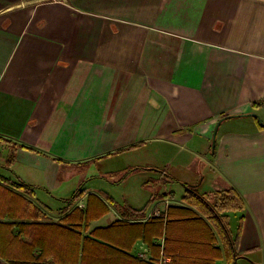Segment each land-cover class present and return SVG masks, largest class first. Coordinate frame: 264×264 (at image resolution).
I'll return each instance as SVG.
<instances>
[{
  "label": "crops",
  "instance_id": "obj_1",
  "mask_svg": "<svg viewBox=\"0 0 264 264\" xmlns=\"http://www.w3.org/2000/svg\"><path fill=\"white\" fill-rule=\"evenodd\" d=\"M258 102L264 0H0V264L31 257L34 222L49 246V224L85 210L90 195L110 212L87 233L169 207L196 211L182 184L202 195L234 189L244 202L228 213L234 238L242 224L238 264H264V129L254 117L226 120L212 150L224 116L264 122ZM164 144L174 150L162 163ZM132 167L165 168L171 179L109 178ZM168 193L144 220L111 203L141 211ZM138 253L153 258L143 241L129 254Z\"/></svg>",
  "mask_w": 264,
  "mask_h": 264
},
{
  "label": "trees",
  "instance_id": "obj_2",
  "mask_svg": "<svg viewBox=\"0 0 264 264\" xmlns=\"http://www.w3.org/2000/svg\"><path fill=\"white\" fill-rule=\"evenodd\" d=\"M262 106L264 102L254 104V108ZM143 172L163 173L171 179L167 171L138 167L111 174L109 178L123 182ZM182 185L185 188L182 201L196 211L169 207L165 215L152 217L145 223L117 221L108 228L87 233L91 222L110 212L101 198L90 195L85 210L77 208L60 222L49 224L50 247L42 240L43 228L46 227L34 222V234L29 242L31 257L19 256L8 261L12 264H158L165 257L170 259L166 264H216L221 259H225L227 264H238L242 259L238 251L242 224L234 238L228 213L244 210L242 198L232 188L202 195L195 187ZM85 194L81 186L65 203L71 207ZM170 196L174 197V194L157 195L156 198L167 199ZM111 203L126 220L146 219V208L138 211ZM68 210L69 207L65 213ZM21 233H26L23 226H20V242ZM127 236H132L128 244L125 242ZM58 238L61 239L60 245L57 244ZM137 241H143L149 247L153 257L151 261L129 254Z\"/></svg>",
  "mask_w": 264,
  "mask_h": 264
},
{
  "label": "rangeland",
  "instance_id": "obj_3",
  "mask_svg": "<svg viewBox=\"0 0 264 264\" xmlns=\"http://www.w3.org/2000/svg\"><path fill=\"white\" fill-rule=\"evenodd\" d=\"M163 146V150H164V154L161 152V155H159V159H160V161L162 162V163H164V161H165V155L167 156V155H170L171 154V152L170 151H165V150H167V149H170V150H174L172 147H170L169 145H166V144H164V145H162ZM164 170H165V168H164ZM172 171V168L170 167V172ZM168 173V172H167ZM172 174L173 175H180V172H179V170H173L172 171ZM94 185H102L103 184V182H102V180H98L97 179V181H93L92 182ZM134 184H136V185H139V183L138 182H135ZM177 187L176 188H178L179 190H182L184 187L183 186H181L180 184H175ZM183 187V188H182ZM79 189V188H78ZM152 189H159V187H156V188H148V190H152ZM157 201H161L160 199H157L156 198V195H153L151 198H150V200H148V202L146 203V206H145V208H146V211L148 212V210L149 209H151V208H153V206L155 207V205L157 206ZM157 202V203H156ZM116 203V202H115ZM117 205H119V203H116ZM218 264H226L225 263V261H224V259H221L219 262H218ZM240 264H247V262H242V263H240Z\"/></svg>",
  "mask_w": 264,
  "mask_h": 264
},
{
  "label": "water",
  "instance_id": "obj_4",
  "mask_svg": "<svg viewBox=\"0 0 264 264\" xmlns=\"http://www.w3.org/2000/svg\"><path fill=\"white\" fill-rule=\"evenodd\" d=\"M238 117H254V118H257L258 121L260 122V124L262 126H264V122L262 121V119L260 118V116L256 113H251V114H248V115H245V116H235V115H229V116H224L223 118H221L215 129H214V133H213V139H212V150L214 151L215 148H216V142H217V136H218V132H219V129H220V126L221 124L226 121V120H229V119H232V118H238Z\"/></svg>",
  "mask_w": 264,
  "mask_h": 264
},
{
  "label": "built area",
  "instance_id": "obj_5",
  "mask_svg": "<svg viewBox=\"0 0 264 264\" xmlns=\"http://www.w3.org/2000/svg\"><path fill=\"white\" fill-rule=\"evenodd\" d=\"M140 259H145L146 258V256H145V254L144 253H138V255H137ZM147 259V258H146ZM168 262H170V259L169 258H162L158 263L159 264H166V263H168Z\"/></svg>",
  "mask_w": 264,
  "mask_h": 264
}]
</instances>
